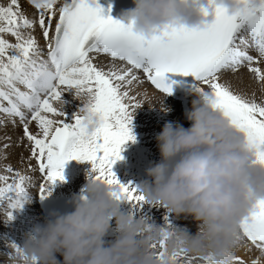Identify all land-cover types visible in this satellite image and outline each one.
<instances>
[{"label":"snow or ice","instance_id":"obj_1","mask_svg":"<svg viewBox=\"0 0 264 264\" xmlns=\"http://www.w3.org/2000/svg\"><path fill=\"white\" fill-rule=\"evenodd\" d=\"M38 10V21L22 15L19 0H9L0 6V112L17 117L24 126V135L31 143L32 158L37 160L44 184L39 187L41 200L51 194L57 181H64L65 165L72 161L90 162L91 178L115 189L114 198L134 207L144 205V197L131 184L123 185L112 171L123 157L121 152L128 141H135L130 108L138 104L127 102L129 92L124 89L137 81V71L161 93L172 94L166 81L168 73L192 76L199 85H207L213 98L212 108L218 111L238 133L244 136L247 147L256 154L257 162L264 165V103L248 100L233 93L219 82L225 70H237L247 64L249 71L264 81V70L258 61L244 50L248 43L245 33L261 58H264V0L258 7L249 6V0H240L243 10L229 15L215 9L213 22L203 30L171 29L159 37L145 39L111 17H104L97 0H71L58 9V0H29ZM206 15V13H205ZM38 23L47 42L48 59H41L37 41L25 36L26 29ZM8 34L16 43L4 38ZM107 54L113 60L126 62L127 68L117 71L98 69L91 54ZM17 85H23L21 91ZM69 89L87 96V111L98 121L95 130L88 133L80 108L74 123H66L62 96ZM30 114V119H29ZM54 117H64L54 119ZM36 122L38 133L28 125ZM7 172L12 173L9 167ZM25 176L15 173L12 182L0 175V206L6 202L7 220L13 211L30 201L25 190ZM240 232L257 249L264 253V201H258L249 216L240 224ZM16 253L19 248L12 244ZM163 247V245H161ZM178 264L186 258L176 257ZM196 258H187L192 264ZM210 258L203 260L208 264ZM235 264H243L236 258Z\"/></svg>","mask_w":264,"mask_h":264},{"label":"clouds","instance_id":"obj_2","mask_svg":"<svg viewBox=\"0 0 264 264\" xmlns=\"http://www.w3.org/2000/svg\"><path fill=\"white\" fill-rule=\"evenodd\" d=\"M133 3L120 22L132 25V31L145 39L171 29L203 30L213 22L215 9L237 15L244 7L240 0ZM249 6L258 7L259 0H249ZM191 95L195 99L185 112L190 127L171 122L163 126L156 137L160 160L146 171L150 183L137 189L144 204L163 208L176 219L191 218L194 234L124 214L115 189L90 177L86 194L73 198L71 213H53L43 226L26 234L16 264H178L176 257L181 255L186 259L179 264L205 257L210 258L208 264H235L243 245L240 224L258 201H264V165L257 162L244 136L213 110L210 93L195 90ZM74 98L80 100L90 134L98 123L87 111L90 101L76 93ZM144 103L154 107L147 98ZM113 222L116 237L106 242Z\"/></svg>","mask_w":264,"mask_h":264},{"label":"bare ground","instance_id":"obj_3","mask_svg":"<svg viewBox=\"0 0 264 264\" xmlns=\"http://www.w3.org/2000/svg\"><path fill=\"white\" fill-rule=\"evenodd\" d=\"M19 2L22 4V8H23V11L25 14H27L29 16L35 15L34 10L30 6L25 4V2L23 0H19ZM8 3H9V0H0V6H6ZM33 19H35V18H33ZM36 19L38 20V18H36ZM23 31H24L25 36L31 35L37 41V44L42 51V56H41V59H42L44 52H43V46H42V30L39 28V25L37 24V25H35L34 28L26 29ZM245 35L249 36L250 34L245 33ZM6 38L8 41L14 40V44L16 43L15 38H13V37H6ZM244 50L248 54L251 53V55L254 53V52H252L253 50L251 48H250V50H246L244 48ZM92 57H93L94 65L98 69L104 70L106 72L110 71V70L120 71V70H123V69L128 67L125 64H123L122 62L117 61V60H113V59L109 58L108 56H104V55H95L94 56V54H93ZM255 57H258L257 61L260 60L261 63L258 65H253V66H258L259 68L264 70V58H261L259 55L255 56ZM245 66H246V68H244ZM240 69L244 70V71L249 70V66L247 64H243L237 70H240ZM237 70H235V71H237ZM235 71L225 70V71L221 72L219 75V82L221 84L229 87L234 80ZM252 74H254V73H252ZM136 75L139 77V79L137 81L133 82L130 86H126L124 89H122V90L128 91L130 94V96L128 97V100H127V102L129 104L135 103V104L139 105V107L130 108V111L132 113L133 112H136V113L140 112V113H142V117L144 119L145 114L143 113V111L155 110V112L163 114V116L165 118V124L168 122H171L173 124H177V123L182 124L185 128L190 127V124H188L189 122L186 119H184L182 116L183 115V108H182L181 104H179L175 100H170V99L164 97L163 95H161L157 91H154L146 82L142 81V76L139 72H136ZM254 75H256V74H254ZM200 87L204 91L210 92V89H208L207 85L201 84ZM195 89L196 88H194L192 93L195 91ZM249 91H250L249 88L248 89L246 88L244 90V92H249ZM243 96H245V94H243ZM74 97H75V90L74 89L68 90V91L66 90L64 92V94L62 96V99L64 101V105H65L63 110H62L64 113V116H66L68 114L70 117L74 118L77 115V113L79 112L80 108L82 107L80 100L75 99ZM145 98H147L148 103L154 107L150 108L148 105H145V103H144ZM193 99H195V97L193 95H191L189 100H188V109L189 110L191 109V104H192ZM55 106L57 108H61L60 103H56ZM63 118L64 117H54V119H58V120L63 119ZM65 120H66V117H65ZM138 121L139 120L132 118V124H131L132 135L138 139H139L140 134L143 135V138L147 137L148 135L146 134V131H147L146 125L144 123L138 122ZM5 123H6V125H5L6 127H2ZM0 125H1L0 134H2V136H3L2 140H4V138L7 137L8 141H4V142L13 143L14 146L18 145L17 147L21 146L22 149L20 152L23 154L25 153V159H27L26 162L29 159L27 157V151L30 153V158L34 162L35 171L33 169L32 173L30 175L25 176L28 179H26L25 184H24L25 190L30 195L35 191V189L39 188V186L41 184L40 182L43 180L42 177L39 175V172H38L37 160L32 158V155H31V143L27 140V138L24 135V131L22 130V127H21L22 124H20L18 121L13 120V118L6 117L0 113ZM28 127L33 134H36L39 131L37 124L34 121H31L29 123ZM154 139L156 140V138H154ZM25 140H27V141H25ZM24 145H25V148H24ZM139 145L140 144H138L137 147H139ZM134 147H136V146L134 145ZM25 149H27V151ZM123 149H124V146H123ZM18 152H19V149H18ZM71 162H73L74 165L72 166V168L69 169V171H67L65 174H63L65 182L61 183L60 181H57L55 186L51 189V193L54 194L53 197H55V196L58 197L61 195H71V194H76V195H78V197H83L86 194L85 188H86L88 179L91 177V174H92V164L90 162H79L77 160H72ZM120 162H122V161H120ZM119 164H121V163H119ZM26 168L28 169L29 166L27 165ZM5 176H6V174H5ZM37 178L39 179V181H36ZM36 194H39V190L36 191ZM37 205H38V201H37ZM37 210L39 213L31 214L30 211L26 208L24 210V212L22 213V215H24L25 217H29V220L26 222V224L24 225L23 223H18L19 217L16 216L15 218H13V224L14 225L12 226V229H9L5 226V225H8L7 216H5V214H4V212H7V208L4 209L3 207H0V224L4 223V226H3L4 229L1 231V228H0V239H1L2 234L4 235V238H6V236L10 235V232H13L14 235L15 234H17V235L22 234L23 238L16 240V244H14L18 248L22 247L24 242H25L26 234L30 233L34 226H43L44 222L48 219L46 216H44L42 214V210L39 208V206H37ZM113 225H114V227H112V230H110L109 234L105 238L106 241H112L116 237V233L114 231V229H115L114 222H113L112 226ZM250 243L251 242L248 241L246 238H243V245L237 251L236 258H238L239 261H242L243 264H253V261H257V260L260 261V264H262V262L264 263V256L261 255L262 252L259 249H257L255 246L252 247L250 245ZM15 256H16V253H15ZM57 259L61 260L63 258H62V256H59L57 254ZM201 264H206V262L201 260Z\"/></svg>","mask_w":264,"mask_h":264},{"label":"rangeland","instance_id":"obj_4","mask_svg":"<svg viewBox=\"0 0 264 264\" xmlns=\"http://www.w3.org/2000/svg\"><path fill=\"white\" fill-rule=\"evenodd\" d=\"M6 37H12V36L5 34L4 38L7 40ZM246 37L247 35H245V38ZM8 42L14 44V40ZM243 47L246 50H250V48L247 46H243ZM249 55H251V53ZM256 58L258 60V57ZM260 63L261 62L259 60L258 64ZM258 64H254V65H258ZM244 68H246V66ZM229 88L233 93L237 95L243 96V94H245V96L243 97H245L248 100L256 101L257 103H264V81L259 80L257 76L252 74L249 70L244 71L240 69L235 71L234 80L232 84L229 86ZM246 88L247 89L249 88L250 91L244 92ZM143 113L145 114L144 119L142 117V113L140 112L138 113L133 112L132 114H133V118L139 120L138 122H142L146 125L147 127L146 134L148 136L143 138V135L140 134L139 136L140 140H138V138H135L134 142L131 140L128 141L124 145V149L122 150L124 159L120 160L122 162L117 161L112 169V171L115 173L117 179L120 182H122L125 185L131 184V186L135 188H139V186L142 183L145 182L150 183V180L146 175V171L151 164H153L154 162H158L160 160V153L157 148L156 140L154 138L157 137V135L161 132L163 126L165 125V118L163 114L157 113L155 112V110H147V111H143ZM5 125L6 123L2 127H6ZM2 137H3L2 134H0V175L6 174V176L9 177V183H11L15 173H19L23 176H26V175H30L33 169L35 171L34 162L31 160L30 153L27 151V149L25 150L27 151V157L29 159L26 162L27 159H25V153L23 154L20 152L22 149L21 146L17 147L18 145L14 146L13 143H6L4 141H8V138L5 137L4 140H2ZM133 144L136 147L138 146V144H141L145 149L140 150L137 156L136 149ZM144 144H147V147ZM27 165L29 166L28 169L26 168ZM9 167L13 170L12 173L6 171V169ZM36 181H39V179L37 178ZM1 185L2 184H0V188L3 187V185L2 186ZM38 190L39 188L35 189V191L32 194H30V201L26 202L22 209L13 211L12 213L13 218H15L16 216L19 217L18 223H23L25 225L26 222L29 220V217H25L24 215H22V213L26 208L30 211L31 214L39 213L37 210V206H38L37 198L39 197V194H36V191ZM52 196H54V194H52ZM124 202L126 204L128 203L126 201ZM130 204L131 203L128 204L130 209H125L126 207L123 206L121 208V211L123 213H127L128 215L129 214L132 215L135 219H145L155 223L157 226L162 228L180 227L193 234L196 231V227H195L196 225L191 220V218L185 219L181 217L179 219H176L171 214L167 213L166 210L163 208H156L149 206L147 204H144L142 207H134L133 204H131L132 205L131 207ZM0 207L6 209V202L5 205H2ZM4 214L6 216V212H4ZM13 225L14 224L12 219V220H8V225L5 226L9 229H12ZM3 226L4 223L0 224L1 231L4 229ZM112 227H114V225ZM21 238H23L22 234L14 235L13 232H10V235L6 236V238H4L3 234L1 235L0 264H16V256H15L16 251L11 246L12 244H16V240H19ZM250 245L254 247V245H252L251 243ZM192 264H201V260H199V258H196L192 261ZM262 264L264 263L262 262Z\"/></svg>","mask_w":264,"mask_h":264},{"label":"trees","instance_id":"obj_5","mask_svg":"<svg viewBox=\"0 0 264 264\" xmlns=\"http://www.w3.org/2000/svg\"><path fill=\"white\" fill-rule=\"evenodd\" d=\"M245 39L248 41L249 39H251V36H247Z\"/></svg>","mask_w":264,"mask_h":264}]
</instances>
